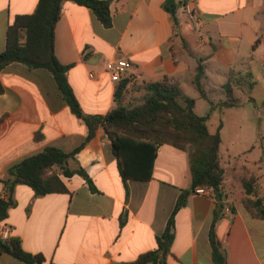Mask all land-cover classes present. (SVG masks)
<instances>
[{
    "label": "crops",
    "instance_id": "1",
    "mask_svg": "<svg viewBox=\"0 0 264 264\" xmlns=\"http://www.w3.org/2000/svg\"><path fill=\"white\" fill-rule=\"evenodd\" d=\"M105 1L109 28L90 9L65 1L54 30V54L61 64L71 65L66 80L83 115L102 116L116 106L118 82L105 71L108 61L123 57L130 64L124 77L126 99L136 94L134 86L164 77L193 98L197 90L192 78L203 59L207 83L209 75L224 76L223 82H212V88L204 80L206 100L212 101L208 92L215 85L223 89L230 70L251 72L255 52L264 46V0H187L176 11L177 26L163 7L166 0ZM37 2L0 0V53L7 27L16 16L33 13ZM0 83V179L7 177L11 165L46 147L71 152L84 143L87 127L70 111L49 71L12 63L0 72ZM212 111L206 114L209 118ZM67 166L82 168L95 190L78 175L60 177L68 194L36 197L29 187L17 185L15 204L2 223L10 237L20 239L24 251L43 255L46 263L137 264L141 256L157 250V237L191 182L188 152L168 145L158 149L151 180L124 181L101 128ZM222 166L224 210L214 235L227 264H264V220L253 218L243 207V194L234 195L223 162ZM4 196L0 183V197ZM214 207L211 191L188 195L174 218L166 264H214L209 239ZM0 264L24 263L2 254Z\"/></svg>",
    "mask_w": 264,
    "mask_h": 264
},
{
    "label": "trees",
    "instance_id": "2",
    "mask_svg": "<svg viewBox=\"0 0 264 264\" xmlns=\"http://www.w3.org/2000/svg\"><path fill=\"white\" fill-rule=\"evenodd\" d=\"M65 1L90 9L105 28L111 26L108 1L38 0L33 13L16 16L7 27L5 49L0 53V72L12 63L49 71L70 111L82 119L87 127L84 143L93 137L96 129L101 128L110 141L111 153L117 160L124 181L151 180L158 149L163 145L187 151L190 188L179 194L163 233L157 237V250L144 254L136 263L166 264L165 259L174 237L175 215L186 204L189 194L195 193L198 188H204L211 191L215 199L209 231L212 261L214 264H227L225 252L213 232L214 225L222 217L224 210L222 185L225 168L222 166L220 153L221 123L215 132H210L207 127L209 114L198 116L194 112L195 100L185 96L178 84L169 77H164L159 82L141 84L138 88L142 95L139 103L135 105H129L125 101L128 81L123 79L117 84L114 93L116 106L110 112L102 116L83 115L66 80V72L71 65L61 64L54 54V30L60 17L61 5ZM186 2L187 0H181L179 3L174 0L164 2L163 7L174 26H177L178 7ZM202 61L203 59H199L197 62L192 84L200 96L207 99L203 88L206 73ZM255 84L252 72L230 70L228 80L222 87L225 92L223 106H238L234 91L252 89ZM2 91L0 83V94ZM84 143L71 152L46 147L41 152L11 165L7 170V177L0 179L5 193L4 197H0V224L6 221L8 210L15 204L13 192L17 185L29 187L36 197L68 194L60 177L70 178L78 175L94 191L91 179L82 168L71 170L67 166L68 161L74 159ZM259 161L264 162L263 156ZM54 167L59 172L52 171ZM256 181L254 176L241 179V203L253 218L264 220V194H258ZM0 242L4 245V248L0 249V257L7 254L24 264H53L46 263L41 254L24 251L20 239L16 236Z\"/></svg>",
    "mask_w": 264,
    "mask_h": 264
},
{
    "label": "rangeland",
    "instance_id": "3",
    "mask_svg": "<svg viewBox=\"0 0 264 264\" xmlns=\"http://www.w3.org/2000/svg\"><path fill=\"white\" fill-rule=\"evenodd\" d=\"M261 38L264 39V31L261 32ZM255 54L251 72L256 84L252 89L235 90L234 95L238 102L234 103L238 106L224 107L225 92L215 84L214 91L208 92L213 103L202 98L197 91L192 98L195 100L194 112L198 116H205L213 108L208 120V129L211 132H214L217 124L222 122L220 153L222 162L228 170L229 180L233 183L235 196L243 194L241 179L250 176L257 179L258 194H264V162L259 161L261 156L264 158V60H261L264 58V46ZM211 73L212 71L209 74ZM208 77L211 82L207 83L208 80H205L209 88H212V82L224 81L222 75H209L207 79ZM138 87H133V92L136 93L134 96L128 92L130 95L128 99L125 98V101L129 105L139 103L142 93ZM203 88L206 89L204 82ZM232 169H236L235 172ZM52 171L59 172L57 168Z\"/></svg>",
    "mask_w": 264,
    "mask_h": 264
},
{
    "label": "built area",
    "instance_id": "4",
    "mask_svg": "<svg viewBox=\"0 0 264 264\" xmlns=\"http://www.w3.org/2000/svg\"><path fill=\"white\" fill-rule=\"evenodd\" d=\"M130 67V64L128 61L123 58L119 57L115 60L108 61L105 64V71L109 74V76L112 78V80L119 83V81L123 80L127 69ZM89 78H93L92 74H89ZM209 190L204 188H198L195 190V193L197 194H207ZM226 211H229L228 208L225 209ZM10 237L9 230L6 226L3 224H0V240H7Z\"/></svg>",
    "mask_w": 264,
    "mask_h": 264
},
{
    "label": "water",
    "instance_id": "5",
    "mask_svg": "<svg viewBox=\"0 0 264 264\" xmlns=\"http://www.w3.org/2000/svg\"><path fill=\"white\" fill-rule=\"evenodd\" d=\"M4 245L0 242V249H3Z\"/></svg>",
    "mask_w": 264,
    "mask_h": 264
}]
</instances>
